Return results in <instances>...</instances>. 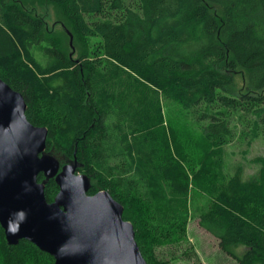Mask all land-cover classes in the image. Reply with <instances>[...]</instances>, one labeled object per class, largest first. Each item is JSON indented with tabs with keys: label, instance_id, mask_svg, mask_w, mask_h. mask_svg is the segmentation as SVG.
<instances>
[{
	"label": "trees",
	"instance_id": "trees-1",
	"mask_svg": "<svg viewBox=\"0 0 264 264\" xmlns=\"http://www.w3.org/2000/svg\"><path fill=\"white\" fill-rule=\"evenodd\" d=\"M36 3L63 14L65 43ZM0 78L47 152L124 206L147 264H165L157 248L186 239L193 213L236 264H264V157L250 176L228 162L264 139V0H0ZM58 193L49 180L48 202ZM0 264L55 259L0 224Z\"/></svg>",
	"mask_w": 264,
	"mask_h": 264
},
{
	"label": "water",
	"instance_id": "water-1",
	"mask_svg": "<svg viewBox=\"0 0 264 264\" xmlns=\"http://www.w3.org/2000/svg\"><path fill=\"white\" fill-rule=\"evenodd\" d=\"M26 111L23 95L0 78V224L8 244L27 240L55 264H147L124 206L108 191L89 195L77 160L61 166L47 153L48 129L30 123ZM51 179L59 186L52 203L45 195ZM10 218L19 225L14 235Z\"/></svg>",
	"mask_w": 264,
	"mask_h": 264
},
{
	"label": "rangeland",
	"instance_id": "rangeland-1",
	"mask_svg": "<svg viewBox=\"0 0 264 264\" xmlns=\"http://www.w3.org/2000/svg\"><path fill=\"white\" fill-rule=\"evenodd\" d=\"M26 2L32 0H25ZM33 13L37 17L45 20L47 29L65 43V37L62 25L59 23L63 14L53 5H40L36 3L32 6ZM70 46H73V42ZM74 51V50H73ZM234 89L237 92L245 90V80L241 73L235 75ZM54 156L61 166L70 164V160L64 154L56 150L47 152ZM264 157V139H241L236 145L228 149V162L235 164L241 162L246 167L248 176L257 171V166L251 163L256 157ZM244 249L239 252H243ZM157 254L165 264H236V261L224 253L218 239L200 225V220L191 215L186 231V239L179 244H170L157 248Z\"/></svg>",
	"mask_w": 264,
	"mask_h": 264
},
{
	"label": "clouds",
	"instance_id": "clouds-1",
	"mask_svg": "<svg viewBox=\"0 0 264 264\" xmlns=\"http://www.w3.org/2000/svg\"><path fill=\"white\" fill-rule=\"evenodd\" d=\"M13 216H20L23 217L24 213L20 212V213H14ZM8 226H9V232L10 234H16L19 231V225L15 224L13 219H9L8 221Z\"/></svg>",
	"mask_w": 264,
	"mask_h": 264
}]
</instances>
